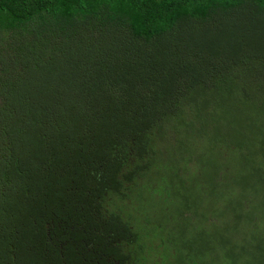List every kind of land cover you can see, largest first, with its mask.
Instances as JSON below:
<instances>
[{
  "label": "trees",
  "instance_id": "trees-1",
  "mask_svg": "<svg viewBox=\"0 0 264 264\" xmlns=\"http://www.w3.org/2000/svg\"><path fill=\"white\" fill-rule=\"evenodd\" d=\"M0 264H264V0H0Z\"/></svg>",
  "mask_w": 264,
  "mask_h": 264
},
{
  "label": "rangeland",
  "instance_id": "rangeland-1",
  "mask_svg": "<svg viewBox=\"0 0 264 264\" xmlns=\"http://www.w3.org/2000/svg\"><path fill=\"white\" fill-rule=\"evenodd\" d=\"M217 42V41H216ZM215 42V43H216ZM231 44H232V48L235 50L236 52V48L233 46L234 45V41L233 40H230ZM248 50V49H247ZM230 52V54H229ZM208 56L211 57L212 60L216 59L215 58V53L213 54V52L211 51H207ZM247 54H250L249 51H246ZM225 56H220L219 57V62H220V65H223L224 67L223 68H226L228 65L226 64H232L234 62H236L234 60V56L236 55H240V54H236V53H233V51H225L224 52ZM234 76H231L230 77V82H232V85H234L235 88H243L245 86H253V84L255 83V77L251 76V77H243L242 75L241 76H238L237 79H233ZM239 92H237V96H239Z\"/></svg>",
  "mask_w": 264,
  "mask_h": 264
}]
</instances>
